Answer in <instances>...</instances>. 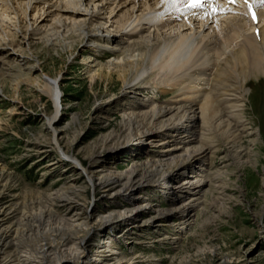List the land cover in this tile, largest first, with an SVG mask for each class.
<instances>
[{
  "label": "bare ground",
  "instance_id": "obj_1",
  "mask_svg": "<svg viewBox=\"0 0 264 264\" xmlns=\"http://www.w3.org/2000/svg\"><path fill=\"white\" fill-rule=\"evenodd\" d=\"M188 4L189 0H0V89L6 80H40L32 77L37 68L28 55L37 43L57 51L58 46L71 48L77 38L106 58L105 63L97 62L94 74L106 67L110 73L118 71L124 81L123 94L129 99L122 114L126 133L123 143L113 141L109 153L129 149L148 159L125 174L100 166L105 156L100 153L90 165L93 170H86L91 184H105L106 190L120 186L116 197L128 202L122 211L101 217L107 226L125 223L136 228L137 218L148 215L150 224L169 227L179 238L206 193L208 158L219 152L210 134L220 136L231 151L240 145L237 139L262 133L260 127L249 130L245 117L264 77V0H208L205 7L195 8ZM43 86L58 112V80L46 78ZM145 89L173 96L165 101L155 95L143 101L134 96ZM49 123L54 125V119ZM245 148L238 155L243 156ZM138 165L145 166L148 177L138 178ZM154 177L156 183L151 181ZM148 186L163 191L168 209L156 208L148 194H142ZM69 197L62 192L54 198L66 206L63 221L70 232L35 254L19 255V262L63 264L79 260L88 249L87 238L78 233L93 214L87 215ZM6 210L0 206V264H8L7 239L16 230L8 224ZM110 242L103 240L90 264H98Z\"/></svg>",
  "mask_w": 264,
  "mask_h": 264
},
{
  "label": "rangeland",
  "instance_id": "obj_2",
  "mask_svg": "<svg viewBox=\"0 0 264 264\" xmlns=\"http://www.w3.org/2000/svg\"><path fill=\"white\" fill-rule=\"evenodd\" d=\"M57 49L37 43L28 55L37 68L32 77L40 80L21 78L20 85L6 80L0 89V206L7 208L8 224L16 229L7 239L8 264H26L17 257L35 254L70 232L63 221L66 206L54 198L62 192L87 215L93 214L78 233L87 238L88 249L79 260L63 264L92 263L103 240L111 242L98 264H264V77L245 117L249 130L260 127L262 133L237 139L240 145L231 151L220 136L210 134L214 139L209 141L219 152L208 158L206 193L190 227L174 238L171 228L150 224L148 215L137 218L136 228L127 226L132 230L125 223L111 227L100 221L111 211H122L128 202L116 197L120 186L106 190L105 184L89 182L86 170H93L94 157L105 153L99 165L125 174L148 158L129 149L109 153L113 141L123 143L126 133L122 114L129 99L124 97L125 84L118 71L111 74L104 67L94 74L97 62L105 63L106 58L86 49L79 38L71 48ZM46 78L57 79L62 89L58 112L43 86ZM148 95L163 101L173 96L156 89L134 94L140 101ZM244 148L245 154L238 155ZM137 167L140 180L148 177L144 165ZM157 179L152 178V183ZM142 194H148L156 208H169L159 187L148 186Z\"/></svg>",
  "mask_w": 264,
  "mask_h": 264
},
{
  "label": "snow or ice",
  "instance_id": "obj_3",
  "mask_svg": "<svg viewBox=\"0 0 264 264\" xmlns=\"http://www.w3.org/2000/svg\"><path fill=\"white\" fill-rule=\"evenodd\" d=\"M169 2L175 3L178 2V0H169ZM214 2V0H213ZM230 3H235V0H229ZM208 3V0H189V4L188 6L191 7H205ZM249 7H251V5H249ZM213 11H218V9H216L215 7H213ZM252 19L255 21L256 18V14L253 12L252 13Z\"/></svg>",
  "mask_w": 264,
  "mask_h": 264
}]
</instances>
